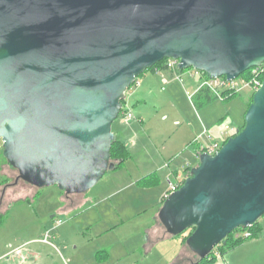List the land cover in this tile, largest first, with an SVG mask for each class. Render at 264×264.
Listing matches in <instances>:
<instances>
[{"label": "water", "instance_id": "95a60500", "mask_svg": "<svg viewBox=\"0 0 264 264\" xmlns=\"http://www.w3.org/2000/svg\"><path fill=\"white\" fill-rule=\"evenodd\" d=\"M163 59L233 80L264 62V0H0V141L14 182L91 190L114 166L125 93ZM169 194L157 218L200 259L264 215V81L244 127Z\"/></svg>", "mask_w": 264, "mask_h": 264}, {"label": "rangeland", "instance_id": "374dc122", "mask_svg": "<svg viewBox=\"0 0 264 264\" xmlns=\"http://www.w3.org/2000/svg\"><path fill=\"white\" fill-rule=\"evenodd\" d=\"M191 73L193 69L183 70L177 75L180 78L175 76V81L170 83L162 77L156 80L148 75L150 72H145L131 86L133 90L138 91L137 83L142 80L144 74H147L149 81L141 86L139 94L145 95L152 102L143 108L144 130H141L140 136L144 139L146 146L148 135L153 136L154 132L162 133L157 145L164 151L163 157L171 163V166L183 167L186 164L192 167L197 166L199 160L195 161L191 157V150L182 153V147L185 145L183 143L193 140L194 148L196 143L206 146L214 140L223 141L225 137L220 135L221 132L227 131L230 134V129H236L242 125L246 105L253 93L243 89L234 98L226 101L215 100L207 108H203L204 110L197 111L193 107L191 97L199 81L196 77L191 78ZM150 81L155 84H150ZM145 87L151 89L145 90ZM125 109L132 112L131 108L125 106ZM132 109L133 114L136 109ZM122 120H124L122 117H118L116 121ZM175 120H178L180 124L176 125ZM123 125L128 126V122L124 120ZM207 135L211 137V140L207 139ZM182 139L184 140L182 144H179L180 147L177 142ZM146 152L149 151L144 152L141 148L138 159H142V155ZM168 153H170L169 157ZM177 155L180 157H176ZM130 170L129 179L137 177V171L128 165L126 171L130 172ZM118 172L108 171L88 193L70 195L69 199L55 186L36 188L19 181L16 186L9 187L0 208V210L3 209V213L8 210L4 214V221L0 228V253L15 250L14 247L25 244L33 264H41L38 260L39 255L48 257L46 264H94L91 257L94 247L103 248L114 244L122 245L123 248L127 247V252L137 249L136 245L145 243L148 238L147 232L143 234L137 230L139 228L137 225L143 224V227L148 229L154 224L155 216L161 208L157 193L159 188L164 186L167 188L168 184L162 180L159 187L153 186L152 189L144 190L136 186L137 181L135 184H127V181L121 180L115 182L114 178H120ZM16 176V170L7 168L3 178H7L11 184ZM1 189L2 187L0 191ZM31 192L34 195H30L28 202L23 203L21 199ZM89 195L90 201L83 205H73L70 207L73 209L68 210L70 211L68 213H59L60 209L74 204L77 198ZM25 211L26 214H24ZM51 217L54 218L51 219ZM258 222L262 225L263 231L256 238L260 241L254 250H249L242 256H239L238 251L228 255L231 257H226L227 264H264V215ZM121 223L123 225L120 226ZM47 231L50 232V244L41 242ZM188 232L178 236L165 235L163 244L153 254L163 257L164 261L178 257L181 252L178 246L181 243L180 239ZM23 249L15 251L21 252ZM143 249L142 247L141 250ZM139 254L136 253V255ZM179 263L182 264L183 261H178Z\"/></svg>", "mask_w": 264, "mask_h": 264}, {"label": "crops", "instance_id": "0c3cea01", "mask_svg": "<svg viewBox=\"0 0 264 264\" xmlns=\"http://www.w3.org/2000/svg\"><path fill=\"white\" fill-rule=\"evenodd\" d=\"M147 74H144L142 77V80H140L139 83H137V87L139 88L138 91L133 90L132 88L128 90V92L125 93V106L127 108H131L132 112L133 109L135 108V112L132 114L133 119L128 122V126H124V120L121 122L115 121L112 125V132L115 135V139L121 141L125 148L127 149L130 155V158L123 164L122 168L119 169L118 171V176L121 178H114L113 180L115 182L121 180V181H127V184H135L136 186L138 181L141 179L150 176V175H156L154 177V180L152 181L153 184H155L154 187H159L162 184V180L168 184L169 180L173 183H179L180 181L185 178L184 176V170L186 168H191L192 166L186 164L185 166H175L172 165L171 163L168 162L166 159L163 157V150L159 149L158 140H160L162 133L160 132H154L153 136L148 135L147 141H146V146H145V141L144 139L140 136L141 130H144L143 122L142 120L144 119L142 116L143 108L147 107V105H150V102L152 100L147 99L145 95L139 94L141 90V86L146 84L147 81H149V78L146 77ZM153 78L156 80L160 79L161 77L164 80H168L170 83L172 81H175V75L172 72L169 71H155V72H150V74ZM158 78V79H157ZM166 80V81H167ZM152 83L155 84L153 81H150V84ZM188 85H190L188 81ZM199 85V84H198ZM198 85L196 86V90L198 89ZM151 88L145 87V90H150ZM194 92V93H195ZM210 105V104H209ZM133 106V107H131ZM194 107V106H193ZM208 106H206L207 108ZM195 109V108H194ZM196 110V109H195ZM202 110V109H201ZM204 110V109H203ZM137 111V113H136ZM199 111V110H197ZM131 112V111H130ZM131 112V113H132ZM165 116V115H163ZM162 116V118H163ZM167 117V116H166ZM176 125H179L180 122L178 120H175L174 122ZM116 125V126H115ZM221 132V130L219 131ZM145 133V132H144ZM178 134H183V133H178ZM218 136V135H217ZM195 138V137H194ZM193 138V139H194ZM184 139L181 141H178L177 144L178 146L181 147ZM192 143V144H191ZM193 140L192 142L188 141L185 144L183 148L182 153L189 152L190 150V155L191 157L195 160L198 161V158L196 156V151L195 148H193ZM177 146V147H178ZM196 146L201 147L203 146L202 144H197ZM143 149L145 152L148 150L149 152H146V154L142 155V159H138V155L140 154V149ZM193 148V149H192ZM170 156V153H168V157ZM180 157V156H176ZM131 167L134 171H137V177L132 178L129 176L131 175V170L130 172L126 171V167ZM174 180V181H173ZM128 187V186H127ZM139 187V186H138ZM144 190L147 189H152L150 188H142ZM169 191V186L167 188L162 187L159 188V192L157 193V197L159 200L160 207L162 205V201L165 198L166 194ZM33 196L34 193H29L26 196H24L21 200L23 203H27L26 199L29 197ZM91 200V196H82V198H77L76 202L74 205H83L85 202H88ZM73 206L68 205L64 209H60L59 213H68L73 208H70ZM29 207V206H28ZM25 209V208H24ZM26 214V211L24 212ZM54 217H51L53 219ZM57 225V224H56ZM123 225L122 223L120 226ZM139 227L137 230L140 231V233H145L147 232V241L143 244L139 243L137 249H133L130 252L126 251L127 247H124L122 245H114V244H109L106 247H94L92 250V261L94 264H178V261L180 262L181 260L183 261L182 264H194L196 261V256L187 248V246L182 242V239H180L181 243L179 246L180 253L178 257L172 258V259H167L164 261V258L158 255L153 254L155 250L163 244V241L165 239L166 232L164 228L158 223L157 221V215L155 216V222L154 224L149 227L148 229H145L143 227V224L140 225V223L137 225ZM1 228V227H0ZM113 230V229H112ZM111 231V230H110ZM252 241V242H251ZM259 239H253L249 241H246L242 243L240 246L236 247L235 249L229 251L225 256L218 257L216 259V262L214 264H227L225 261L226 257H231L228 256L230 254L233 255L235 252H239V256H242L243 253H247L249 250L253 251L254 247H256L257 243L259 242ZM124 243V242H123ZM144 248L141 250V248ZM24 248V249H23ZM64 248V247H63ZM136 248V247H135ZM13 249L18 250V249H23L21 252H16L15 251L12 254H9L11 251H4L3 253H0V264H33L30 260V253L27 249V245L22 244L17 247H14ZM178 249V248H177ZM141 252V254L136 255V253ZM131 253V254H128ZM134 256V257H133ZM134 258V259H133ZM48 257L45 255H39L38 260H40L41 264H46V260ZM133 259V260H132ZM36 264V263H35ZM181 264V263H179Z\"/></svg>", "mask_w": 264, "mask_h": 264}, {"label": "trees", "instance_id": "16d2710c", "mask_svg": "<svg viewBox=\"0 0 264 264\" xmlns=\"http://www.w3.org/2000/svg\"><path fill=\"white\" fill-rule=\"evenodd\" d=\"M166 62H167V59H163L162 61L156 63L153 67H151L150 69H147L145 72H155V71H167V67H166ZM178 72H182L181 70H177ZM143 74V73H142ZM141 74V75H142ZM250 74V71L248 72H245L243 74L244 77H248V75ZM141 75H139L138 77H140ZM203 76L204 78H206L207 76L203 73ZM261 81L263 82L264 81V75H262L261 77ZM137 80V79H136ZM136 82V81H135ZM135 82L132 84L134 85ZM131 85V86H132ZM130 86V88H131ZM129 88V89H130ZM128 89V90H129ZM127 90V91H128ZM254 93V92H253ZM253 93L250 95V99L246 105L247 109L249 107V105L251 104L252 102V97H253ZM238 93H233V92H225V93H222L220 98L215 96L214 94H212L208 89L206 88H199L194 94L193 96L191 97V100H192V103H193V106L196 110H201L203 108H205L206 106H208L209 104H211L213 101L215 100H223V101H226V100H229L230 98H234ZM121 104H122V109L120 110V113L122 112H125L126 109H125V99H123L121 101ZM246 109V110H247ZM246 112V111H245ZM245 114V113H244ZM120 115V114H119ZM244 127V121L242 123V125L240 127L237 128V132L235 134L232 135V137H234L237 133H239ZM228 139V138H227ZM224 140L222 141L221 143V146L227 141ZM195 144V143H193ZM195 151H196V156L199 157L200 154H202L204 152L203 149H201V147H197L195 146ZM130 158V155H129V152L127 151V149L125 148L124 144L119 141V140H114V142L112 143V147H111V151H110V162L113 164L114 168L113 170L111 171H118L119 169L122 168L123 164ZM0 187H2L1 191H0V208L2 206L1 204V201L3 200V197L5 195V192L6 190L9 188V187H13V186H16L17 184H14L15 180L13 181V183L10 184V182L8 181L7 178H3L4 176V173L6 172V169L10 168V169H13L15 170L12 166H10L8 164V162L3 158L2 156V149L0 150ZM7 167H6V166ZM192 168V167H191ZM191 168H186L184 170V176L185 178L189 176L190 174V170ZM17 176H18V172H17ZM16 176V178H17ZM156 175H150V176H147L143 179H141L140 181H138L137 183V186L141 187V188H150V187H153L155 186V184H153V180H154V177ZM183 178V180L185 179ZM183 180L181 181V183L183 182ZM20 181V180H19ZM18 181V182H19ZM180 187V186H179ZM88 193V192H86ZM65 194V193H64ZM85 194V193H84ZM166 197L163 199L162 201V204L163 202L165 201ZM26 201L28 202V199H26ZM74 205V204H73ZM8 211V210H7ZM5 211V213L7 212ZM3 209L0 210V227L2 226L3 224V221H4V214L3 213ZM157 221L158 223L160 224L158 218H157ZM161 225V224H160ZM162 226V225H161ZM186 231H189L188 234H186V236H184L182 238V242L186 245V241L187 239L189 238V236L192 234V232L194 231L193 228L191 229H188ZM185 231V232H186ZM242 231H248L250 233V238L248 239H243V238H239V239H236L234 238V233H237V232H242ZM263 231V227L261 224H259V222L255 223L254 225H252L251 227H248V228H245V229H242V228H239L235 231H233L231 234H229L222 242H220L214 249L213 251L207 256L205 257L204 259H200L199 257L196 256V261L194 264H214L216 262V259L218 257H222L223 255H225L227 252L235 249L236 247L240 246L242 243L246 242V241H250V240H253V239H256L259 237V235L262 233ZM183 232V233H185ZM181 233V234H183ZM167 234V233H166ZM179 234V235H181ZM169 235V234H167ZM187 246V245H186ZM188 248V247H187Z\"/></svg>", "mask_w": 264, "mask_h": 264}, {"label": "built area", "instance_id": "2783aa9c", "mask_svg": "<svg viewBox=\"0 0 264 264\" xmlns=\"http://www.w3.org/2000/svg\"><path fill=\"white\" fill-rule=\"evenodd\" d=\"M178 63H179L178 60L167 59V62H166L167 71L172 72L175 76H177L179 73L177 71L179 70ZM248 71H250V74L248 75V77H244L243 76L244 73H243L233 80H227L223 76L217 77L215 79H209L207 77L204 78L203 73L196 71V70H193V73H191L190 77L191 78L196 77L198 79L199 84H200L199 88H206L212 94L220 98L221 94L225 92L239 93L243 89H248L251 92H255L262 84L260 77L264 75V62L259 67L251 68ZM177 78H180V77L177 76ZM118 117H122L125 121H129L133 119L132 113L127 109L125 112L120 113ZM230 132H231L230 134L227 131H223L220 133V135L223 138L225 137L223 141L226 140L227 138L232 137V135L237 132V128L230 129ZM207 139L211 140V137L207 135ZM221 143L222 141L214 140L206 146H201V149H203L204 152L210 154L211 156H214L220 149ZM180 185H181V181L177 184L169 180L168 182L169 191L165 197H167L169 194L178 190ZM58 223H60V221H58ZM49 238H50V232L47 231L44 233V237L41 239V242L44 244H50ZM234 238L248 239L250 238V233L248 231L237 232V233H234Z\"/></svg>", "mask_w": 264, "mask_h": 264}, {"label": "flooded vegetation", "instance_id": "af4514ba", "mask_svg": "<svg viewBox=\"0 0 264 264\" xmlns=\"http://www.w3.org/2000/svg\"><path fill=\"white\" fill-rule=\"evenodd\" d=\"M68 196H70V195H66V197L69 199V197ZM69 202H71V201H69ZM72 203V202H71Z\"/></svg>", "mask_w": 264, "mask_h": 264}]
</instances>
